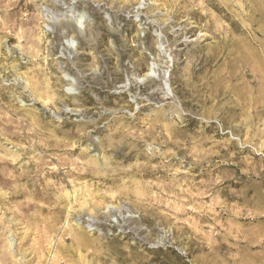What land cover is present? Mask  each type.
<instances>
[{"label":"rangeland","instance_id":"1","mask_svg":"<svg viewBox=\"0 0 264 264\" xmlns=\"http://www.w3.org/2000/svg\"><path fill=\"white\" fill-rule=\"evenodd\" d=\"M0 264H264V0H0Z\"/></svg>","mask_w":264,"mask_h":264},{"label":"bare ground","instance_id":"2","mask_svg":"<svg viewBox=\"0 0 264 264\" xmlns=\"http://www.w3.org/2000/svg\"><path fill=\"white\" fill-rule=\"evenodd\" d=\"M52 19H56V18L52 16ZM79 24H80L79 26H82V19L79 21ZM70 42H71V41H70ZM69 45H72V43H69ZM153 72L155 73V71H153V70L151 69L150 73H149L147 76L149 77V75H150V74H153ZM73 86H74V85H73ZM69 91H73V90L70 89Z\"/></svg>","mask_w":264,"mask_h":264}]
</instances>
